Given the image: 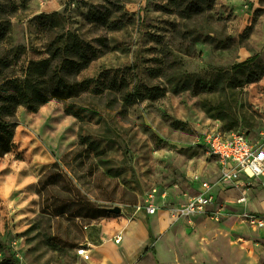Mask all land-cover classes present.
Instances as JSON below:
<instances>
[{
  "label": "rangeland",
  "instance_id": "rangeland-1",
  "mask_svg": "<svg viewBox=\"0 0 264 264\" xmlns=\"http://www.w3.org/2000/svg\"><path fill=\"white\" fill-rule=\"evenodd\" d=\"M68 36L95 52L78 80H94L101 93L50 100L36 112L2 109L1 119L14 128L12 149L0 157V263L96 264L93 253L85 261L76 249L93 250L102 224L143 219L150 239L121 264H225L215 242L231 232L226 264H264V227L243 220L226 184L214 188L206 214L181 213L192 179L218 181L203 138L225 130L202 111L199 97L181 88L184 81L207 82L212 70L258 56L252 70L235 74L242 82L260 77L242 93L255 124L230 131L264 146V0H0V95L12 93L56 37ZM149 90L159 97L147 99ZM123 92L139 97L124 103ZM66 109H83L82 120ZM79 136L87 140L86 153L75 162L73 182L96 206L120 207L119 215L88 222L41 214L38 181L80 147ZM148 205L158 206L157 213L149 215Z\"/></svg>",
  "mask_w": 264,
  "mask_h": 264
},
{
  "label": "trees",
  "instance_id": "trees-1",
  "mask_svg": "<svg viewBox=\"0 0 264 264\" xmlns=\"http://www.w3.org/2000/svg\"><path fill=\"white\" fill-rule=\"evenodd\" d=\"M46 54L45 58L28 64L22 79L13 84L11 94L0 95V103L3 105L0 107V157L10 153L12 149L11 138L14 128L13 124L1 119L3 108L20 105L28 111L36 112L50 100L67 102L79 99L85 92L95 96L101 93L99 84L91 86L94 80H78V76L95 55L91 47L83 46L70 36L56 37ZM257 60L258 56H253L227 70L214 69L206 74L207 82H203L199 77H190L181 84V88L189 89L194 96L200 98L202 111L208 118L220 121L224 129L228 130H222L223 132H232L230 130L239 126L251 129L255 122L244 106L243 87L257 82L260 77L252 74L242 82L237 80L235 74L244 67L252 70L257 65ZM157 91L149 90L147 99H157L160 95ZM122 95L124 103L128 104H133L139 97L136 93L128 92H123ZM66 111L79 120L83 118V109ZM79 141L78 149L64 155L60 163L53 164L38 181L37 193L40 197L41 214L44 216L69 220L80 218L92 222L109 215L105 209L82 196L80 189L73 182L77 179L75 171L80 161L76 164L75 162L86 153L82 146L87 145V140L79 136ZM61 164L64 165V170ZM0 264L17 263L8 260Z\"/></svg>",
  "mask_w": 264,
  "mask_h": 264
},
{
  "label": "built area",
  "instance_id": "built-area-1",
  "mask_svg": "<svg viewBox=\"0 0 264 264\" xmlns=\"http://www.w3.org/2000/svg\"><path fill=\"white\" fill-rule=\"evenodd\" d=\"M203 139L207 153L215 159L219 167V178L215 183L200 181L197 177L191 180L192 183L198 182L200 189L186 196L187 199L181 211L184 216L206 214L208 208L214 203L212 189L218 183L264 190V146L262 144L250 142L240 131H212L206 133ZM244 201L242 198L238 202ZM146 211L153 215L155 207L148 205ZM243 220L256 228L264 227L263 219L256 215L244 214ZM120 241V236L115 238V243ZM76 253L85 261L90 258L87 245H81L76 249Z\"/></svg>",
  "mask_w": 264,
  "mask_h": 264
},
{
  "label": "crops",
  "instance_id": "crops-1",
  "mask_svg": "<svg viewBox=\"0 0 264 264\" xmlns=\"http://www.w3.org/2000/svg\"><path fill=\"white\" fill-rule=\"evenodd\" d=\"M215 164L217 167V171L219 172V167L216 161H215ZM202 181H206V180H202ZM206 182L215 183L216 181L215 182L206 181ZM222 184H225V183H218L213 187L212 195H213L214 188L216 186H220V185L222 186ZM226 185H227L226 189H230L236 196V203H237V206L242 208L240 212L242 213V215L250 214V213L256 214V216L263 219L264 221V194H262V196L260 195V197L258 198L248 196L253 190H260V191H264V190L259 189V188L238 187V186H235V184H226ZM199 189H200L199 183H197L196 186H193L192 181H190L188 193L185 196H187L188 194H193V192H195L194 190H199ZM162 198L165 199L166 194H163ZM242 198H244L245 201L238 202ZM154 207H155L154 214H156L159 207L158 206H154ZM168 220H169L168 216L163 215L162 217H160L159 222L164 227L166 223L168 222ZM263 234H264V231H263ZM118 236L121 237V241L119 243H115V238ZM150 236L151 235L148 232L145 221L143 219H136L134 221L116 220L113 222H107L106 224H102V228H101L100 235H99L100 243L96 245L93 250H90L89 248L90 245L88 244L86 245H87L89 254L91 253L94 254L93 258L96 260V264H121L123 263L124 258L131 257L140 248H142L144 244L147 241H149ZM222 239L223 240L221 241L220 239H218V241L215 242V245L217 248L216 258L220 262H223L226 264L228 261L231 262V253H232V250L234 249L235 235L233 232H231V233H228L226 236H224Z\"/></svg>",
  "mask_w": 264,
  "mask_h": 264
},
{
  "label": "water",
  "instance_id": "water-1",
  "mask_svg": "<svg viewBox=\"0 0 264 264\" xmlns=\"http://www.w3.org/2000/svg\"><path fill=\"white\" fill-rule=\"evenodd\" d=\"M108 213H112L115 215H119L121 213L120 207H114V208H106L105 209Z\"/></svg>",
  "mask_w": 264,
  "mask_h": 264
}]
</instances>
